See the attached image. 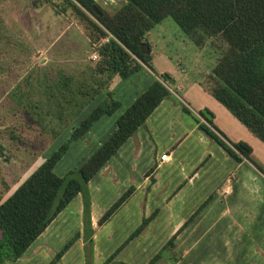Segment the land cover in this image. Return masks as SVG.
Wrapping results in <instances>:
<instances>
[{
  "label": "crops",
  "instance_id": "0c3cea01",
  "mask_svg": "<svg viewBox=\"0 0 264 264\" xmlns=\"http://www.w3.org/2000/svg\"><path fill=\"white\" fill-rule=\"evenodd\" d=\"M104 1L112 4L117 0ZM146 71L126 80L98 73V82H107L108 92L120 104L116 113L98 120L101 134L111 126L103 141L113 132L117 117L159 78L153 71ZM201 87H196L194 94L185 91V100L169 89L172 96L158 105L89 181L94 264H104L119 248L112 264H148L190 218L175 237L174 250L153 264H171L172 252L180 255L177 264H264V173L247 160L236 162L201 130L199 123H208L199 112L206 109L211 113L213 125L227 142L249 145L253 160L261 167L264 146L214 99L207 87ZM100 96L98 102L104 100V94L98 93ZM164 154L167 158L161 161ZM97 178L98 189L93 191L91 185ZM129 188L133 192L128 200L98 226L103 213ZM224 188H228L226 195L222 194ZM73 201H77V207L69 213ZM72 202L13 264H48L76 233L79 239L57 264L70 262L74 247H78L79 257L74 254L78 264L84 263L81 195ZM149 217L145 228L123 245ZM115 237L117 244L109 245Z\"/></svg>",
  "mask_w": 264,
  "mask_h": 264
},
{
  "label": "trees",
  "instance_id": "16d2710c",
  "mask_svg": "<svg viewBox=\"0 0 264 264\" xmlns=\"http://www.w3.org/2000/svg\"><path fill=\"white\" fill-rule=\"evenodd\" d=\"M55 1L63 3L61 10L57 9ZM124 1V5L110 15L102 10L95 0H44L57 9V12L70 10L84 23L92 42L106 40L97 48L98 73H105L107 77L118 76L121 80L146 69L152 71L150 45L146 34L155 25L170 17L197 48L212 47L216 54L215 65L206 87L217 102L264 144V0ZM93 6L97 7L100 16L92 10ZM87 13L93 16L96 22ZM167 77V74L159 76L143 93L137 95L131 105L117 117L113 132L77 171H69L63 176L56 175L54 169L67 153L70 144L84 137L99 118L111 116L118 111L119 102L107 92L105 100L74 128L70 138L47 156L13 193L0 203V264H13L21 258L58 214L79 194L82 197L85 264H91L94 230L90 221L88 183L137 129L144 125L158 105L172 96ZM199 114L208 123H199L194 118L199 123V128L236 162L247 160L264 173V169L253 160L249 145L243 142H227L212 120L202 112ZM208 114L211 116L210 112ZM132 192L133 188L126 190L103 213L97 225H104L128 200ZM151 217L143 219L123 245L136 237ZM189 221L191 218L148 264L155 263L163 258L165 253L174 250L175 237ZM79 237L80 234L76 233L48 264H57ZM120 249L104 264H112ZM169 259L171 264H177L180 255L172 252Z\"/></svg>",
  "mask_w": 264,
  "mask_h": 264
},
{
  "label": "rangeland",
  "instance_id": "374dc122",
  "mask_svg": "<svg viewBox=\"0 0 264 264\" xmlns=\"http://www.w3.org/2000/svg\"><path fill=\"white\" fill-rule=\"evenodd\" d=\"M95 2L110 15L124 5L121 0ZM55 3L58 10L63 8L61 1ZM57 9L44 0L0 1V203L102 103L98 93L105 100L108 92L107 82H98L97 67V48L106 40L92 42L79 18L70 10ZM146 38L152 71L169 76L170 90L184 100L185 91L194 94L198 86L205 90L216 58L211 46L198 49L170 17L155 25ZM98 120L70 144L56 175L77 171L106 140L111 126L101 134ZM91 186L93 191L98 189V178ZM117 239L109 245L117 244ZM71 252L67 264H78V247Z\"/></svg>",
  "mask_w": 264,
  "mask_h": 264
},
{
  "label": "water",
  "instance_id": "95a60500",
  "mask_svg": "<svg viewBox=\"0 0 264 264\" xmlns=\"http://www.w3.org/2000/svg\"><path fill=\"white\" fill-rule=\"evenodd\" d=\"M92 10L95 12V14H97L98 16H100L101 15V13L99 12V10L97 9V7L96 6H93L92 7ZM167 80H170V79H168V77L166 78ZM172 82V81H171ZM203 114H204V116H206L208 119H211V116L208 114V112L206 111V110H202L201 111Z\"/></svg>",
  "mask_w": 264,
  "mask_h": 264
},
{
  "label": "built area",
  "instance_id": "2783aa9c",
  "mask_svg": "<svg viewBox=\"0 0 264 264\" xmlns=\"http://www.w3.org/2000/svg\"><path fill=\"white\" fill-rule=\"evenodd\" d=\"M93 59H97V55H96V54L93 55ZM163 84L166 85L165 83H163ZM202 122L205 123L204 121H202ZM166 158H167V156L164 154V155H161L160 160H161V161H165ZM222 194H223V195L228 194V188H224V189L222 190Z\"/></svg>",
  "mask_w": 264,
  "mask_h": 264
}]
</instances>
